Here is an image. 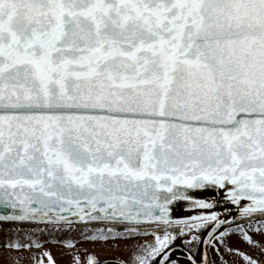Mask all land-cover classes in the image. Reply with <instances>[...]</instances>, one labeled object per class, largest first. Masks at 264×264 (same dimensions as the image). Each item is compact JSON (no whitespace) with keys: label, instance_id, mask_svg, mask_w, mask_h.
Returning a JSON list of instances; mask_svg holds the SVG:
<instances>
[{"label":"snow or ice","instance_id":"snow-or-ice-1","mask_svg":"<svg viewBox=\"0 0 264 264\" xmlns=\"http://www.w3.org/2000/svg\"><path fill=\"white\" fill-rule=\"evenodd\" d=\"M0 221L152 237L127 264H182L177 237L264 264L225 242L264 252V0H0Z\"/></svg>","mask_w":264,"mask_h":264},{"label":"rangeland","instance_id":"rangeland-1","mask_svg":"<svg viewBox=\"0 0 264 264\" xmlns=\"http://www.w3.org/2000/svg\"><path fill=\"white\" fill-rule=\"evenodd\" d=\"M36 228L44 231H33ZM19 229L27 230L28 234L38 240L40 246L15 249L4 248L5 243L9 239H16L17 237L21 243H29L25 239V232L17 231ZM250 234L254 240L264 245V235L254 232ZM69 239H71L70 244L66 243ZM151 239L150 237H143L100 244L84 239L76 230L65 229L61 232L50 226L4 223L0 224V264H41V261L43 264H49V256L52 264H86L85 259L90 257L89 255L92 257L94 254L99 257L105 256V258H114V255H116L124 259L126 256H122L120 250L124 251V249L128 248L130 252L129 257L127 255L125 259L127 261L138 245L142 244L144 240ZM225 242L228 248L239 249L253 258L264 261V252H261L260 249L252 248L240 235L230 233L225 238ZM213 254L214 264H244L241 256L235 252L227 251L223 246H220L219 252H214Z\"/></svg>","mask_w":264,"mask_h":264},{"label":"flooded vegetation","instance_id":"flooded-vegetation-1","mask_svg":"<svg viewBox=\"0 0 264 264\" xmlns=\"http://www.w3.org/2000/svg\"><path fill=\"white\" fill-rule=\"evenodd\" d=\"M177 231L179 229H176ZM176 244L179 245V250L177 252L174 253V257L175 258H179L181 261H182V264H189L188 260H187V250H191L193 255L197 258V259H200V260H203V258H207L208 260V264H214V252H217L215 251V247L218 245V241H215L213 242L211 245H208L207 247L204 246L202 247L201 244L198 245L197 247H193V245L196 243L195 241H192L191 243H188L186 242V240L183 238V237H177V240L174 242ZM122 252V256H126L127 258V255L129 257V252H130V249L126 248L124 249V251H121ZM94 259L97 261V264L108 258L105 256H97L96 254L93 255ZM114 258H117L123 262H125V264H127V261L125 260L126 258H120L119 256H116L114 255Z\"/></svg>","mask_w":264,"mask_h":264},{"label":"water","instance_id":"water-1","mask_svg":"<svg viewBox=\"0 0 264 264\" xmlns=\"http://www.w3.org/2000/svg\"><path fill=\"white\" fill-rule=\"evenodd\" d=\"M197 195H200V193H197ZM188 202L187 201H177L174 202V204L171 206L173 211L171 212V215L173 217H187L190 215H194L200 212H207L210 211L208 209H190L187 207ZM226 209L230 211H226ZM213 211L218 212L219 214L222 212H237L240 213L237 210L236 205H232L231 203H227L222 206H217L212 209Z\"/></svg>","mask_w":264,"mask_h":264},{"label":"bare ground","instance_id":"bare-ground-1","mask_svg":"<svg viewBox=\"0 0 264 264\" xmlns=\"http://www.w3.org/2000/svg\"><path fill=\"white\" fill-rule=\"evenodd\" d=\"M220 215L222 216V217H228L230 220H231V218L232 217H235V222L236 223H240L241 221H242V217H241V215H240V213H237V212H222V213H220ZM4 223H12V224H17L18 222H1L0 221V224H4ZM20 223V222H19ZM29 223V222H28ZM23 225L25 224V223H22ZM32 224H35V223H32ZM25 225H28V224H25ZM30 225H31V223H30ZM41 226H48V225H45V224H40ZM97 226H99V227H102L103 225H100V224H97ZM108 227H115V228H117V229H122L123 228V226L122 225H108ZM225 227H227V225H225ZM176 229H178V228H175V230Z\"/></svg>","mask_w":264,"mask_h":264}]
</instances>
